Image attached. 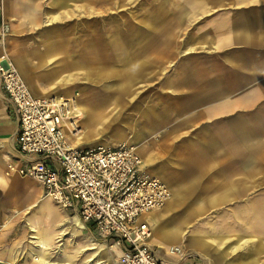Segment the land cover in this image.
Returning a JSON list of instances; mask_svg holds the SVG:
<instances>
[{
    "label": "crops",
    "instance_id": "0c3cea01",
    "mask_svg": "<svg viewBox=\"0 0 264 264\" xmlns=\"http://www.w3.org/2000/svg\"><path fill=\"white\" fill-rule=\"evenodd\" d=\"M210 3L211 11L205 13L210 20L196 33L197 54L178 62V74L171 83L180 96L179 124L190 141L188 147L196 152L188 161L202 175L196 174L190 183L177 181L162 167H151L150 154L137 146L142 171L160 178L170 189L167 203L141 219L146 218L152 227L150 244L159 257H168L169 246L183 243L199 257L179 264H244L245 254L228 258L220 248L213 251L209 237L183 230L199 213L249 211L252 195L264 196V0ZM69 12L70 0H0V23L9 27L0 43V56L10 57L34 97L71 94L70 89L58 86L60 73L85 66L84 60L72 59L48 25ZM40 68L48 70L40 73ZM54 78L58 80L49 83ZM130 85V80L120 83L123 90ZM95 112L101 124L112 120L104 111ZM17 126L14 108L0 85V264H44L46 250L34 242L33 234L29 237L39 249L30 248L22 220L31 231L44 235L48 245L49 237L37 231L38 219L46 218L63 232L68 223L80 231L92 222L81 220L75 211L51 207L48 199L42 201L43 189L35 180L16 171L7 173L9 163L18 168L37 159L19 156ZM120 142L146 144L137 134ZM32 207L35 210L27 217L25 212Z\"/></svg>",
    "mask_w": 264,
    "mask_h": 264
},
{
    "label": "rangeland",
    "instance_id": "374dc122",
    "mask_svg": "<svg viewBox=\"0 0 264 264\" xmlns=\"http://www.w3.org/2000/svg\"><path fill=\"white\" fill-rule=\"evenodd\" d=\"M210 2L70 0L72 12L48 23L72 59L85 63L84 67L60 73L59 80L49 81H61L58 86L70 89L69 95L76 97L78 105L82 103L80 111L90 113L91 120L78 118L75 133L80 132L81 140L74 145L116 146L122 139L137 134L146 144H131L139 146L143 154H150L154 161L151 167H162L163 172L183 183L186 179L190 183L196 174L202 175L195 171L197 165L188 161L196 152L188 147L190 141L179 124L180 96L171 83L178 74V62L197 54L196 33L210 20V15L205 14L211 11ZM46 70L40 68L39 72ZM125 80L131 81L127 90L120 87ZM95 111H104L112 120L99 123L102 118ZM45 199L51 207L59 206L43 192L41 200ZM251 199L249 211L199 213L183 230L209 237L213 251L220 248L228 258L245 254L244 264H264V196L252 195ZM257 208L262 210L257 212ZM34 210L28 209L26 216ZM22 223L30 248L39 249L29 237L35 231L29 229L26 220ZM66 225L63 232L46 218L38 219L37 231L49 237L46 256L51 264H119L116 239L102 237L93 223L80 231L71 223ZM221 239L225 242L217 244L215 240ZM182 244L171 245L185 253L182 261L199 257Z\"/></svg>",
    "mask_w": 264,
    "mask_h": 264
},
{
    "label": "built area",
    "instance_id": "2783aa9c",
    "mask_svg": "<svg viewBox=\"0 0 264 264\" xmlns=\"http://www.w3.org/2000/svg\"><path fill=\"white\" fill-rule=\"evenodd\" d=\"M9 32L0 23V43ZM0 85L17 117L19 156L37 159L15 168L41 185L46 197L81 220L92 222L104 238L116 239L119 264H179L186 256L178 246L159 257L150 244L152 227L141 216L161 209L170 197L165 182L145 174L135 144L72 145L68 131H76V97H34L6 53L0 56Z\"/></svg>",
    "mask_w": 264,
    "mask_h": 264
},
{
    "label": "bare ground",
    "instance_id": "6f19581e",
    "mask_svg": "<svg viewBox=\"0 0 264 264\" xmlns=\"http://www.w3.org/2000/svg\"><path fill=\"white\" fill-rule=\"evenodd\" d=\"M53 96H56V95H53ZM71 96V95H69ZM80 105V104H79ZM78 105V102H77V99H76V103H75V106H76V109L74 111V115L75 116H78L80 119H84V121H88V120H91L90 118L88 119V115H90L89 111H80V107ZM81 106V105H80ZM67 135H68V139L73 143L72 140H76V143L81 139V135H80V132H73L72 130L71 131H68L67 132ZM73 138V139H71ZM79 139V140H77ZM131 142V141H130ZM75 143H73L74 145ZM169 188V187H168ZM170 190V189H169ZM34 231V229H33ZM34 240V242L42 249V250H46L48 248V240L46 239V237L44 235H39V234H33L31 236ZM34 260H37V257H34ZM45 263H49L48 261L45 260ZM44 263V264H45ZM51 264V263H49ZM65 264H68V263H65Z\"/></svg>",
    "mask_w": 264,
    "mask_h": 264
}]
</instances>
